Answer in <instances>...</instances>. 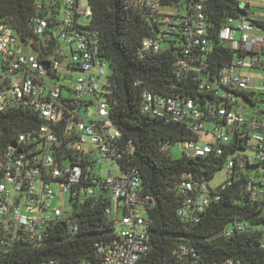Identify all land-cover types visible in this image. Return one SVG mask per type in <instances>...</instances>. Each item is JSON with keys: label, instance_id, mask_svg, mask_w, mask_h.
Here are the masks:
<instances>
[{"label": "built area", "instance_id": "built-area-1", "mask_svg": "<svg viewBox=\"0 0 264 264\" xmlns=\"http://www.w3.org/2000/svg\"><path fill=\"white\" fill-rule=\"evenodd\" d=\"M179 1L186 7L161 0H128L148 24L158 27L156 36L142 41L141 52L159 51L161 36L179 33L174 37L183 46V54L175 61L176 74L197 80L208 65L211 23L204 11L205 0ZM87 2L84 8L80 0H59V12L48 17L39 12L42 4L37 0V12L28 22L33 35L25 38L0 19V251L20 243L40 246L57 225L72 234L79 228L73 211L81 203L108 201L104 216L114 231L95 241V261L84 259L80 264H139L152 248V220L146 211L152 201L142 193L138 167L122 165L132 160L135 144L111 120L113 73L101 55V37L89 23L80 21L92 12ZM260 22L257 25L240 15L229 17L220 28L219 38L236 55L216 77L203 78L196 87L217 97L218 104L203 109L192 97L150 90L143 91L141 102L143 113L183 122L200 134L206 123L212 124L214 142L201 145L200 136L174 143H180L187 157L203 156L213 149L221 154L236 131L251 140L250 150L261 163V169L247 171L251 177L245 188L253 199H264V102L246 113L249 102L244 92L264 93V77L253 84L244 70L264 67V20ZM52 36L57 44L51 48ZM33 42L42 47L33 48ZM18 109L30 110L42 121L11 118ZM174 144L164 148L170 152ZM237 160L253 163L248 151L242 156L233 153L224 167L227 177L222 188L231 183ZM113 164H118L120 174L114 173ZM176 186L181 198L177 213L189 224L199 220L211 199L220 198L208 181L190 174ZM238 228L242 230L243 225ZM261 230L264 233V225ZM176 257L178 264H242L233 258L208 262L191 242H181ZM41 264L61 263L51 259Z\"/></svg>", "mask_w": 264, "mask_h": 264}, {"label": "trees", "instance_id": "trees-1", "mask_svg": "<svg viewBox=\"0 0 264 264\" xmlns=\"http://www.w3.org/2000/svg\"><path fill=\"white\" fill-rule=\"evenodd\" d=\"M37 0H0V19L10 25L21 37L32 36L28 24L37 12ZM41 0V14L51 17L58 13L59 0ZM165 4L186 7L179 0H161ZM92 12L88 18L89 27L101 37L102 56L112 70L114 88L110 95V117L125 139L135 144L133 158L128 164L136 165L141 175L144 195L150 196L147 215L151 218V250L140 259L139 264H178L176 251L181 242H191L202 258L208 262L223 258L240 260L242 264H264V199H253L245 184L251 175L249 168L261 163L240 164L235 161V173L231 183L224 188H213L220 195L200 214L194 224L186 223L177 213L181 198L177 182L185 174L208 182L215 172L224 169L228 158L235 152L242 156L251 149L248 138L236 131L231 135L224 150L217 155L215 149L203 156L187 157L184 153L173 158L164 146L185 140H199L201 134L183 122L165 121L151 117L141 110L142 94L150 90L157 94L192 97L196 104L206 109L208 104H218L212 94L196 90L203 78L217 76L222 65L231 62L235 49L219 38V30L229 17H239L241 0H205L204 11L211 23V49L206 53L207 68L195 80L176 74L175 61L183 54L178 37L161 36L159 51L141 52L142 41L156 36L158 27L148 24L141 14L134 10L128 0H89ZM260 25L259 20L254 22ZM52 34V32H51ZM175 36V37H174ZM50 47L57 44L56 39ZM36 39L38 37H35ZM41 43V42H40ZM38 49L37 42L32 43ZM49 49V47H48ZM249 107L260 106L264 93L245 91ZM255 94L252 98L251 96ZM4 115V114H3ZM11 118L23 121L34 118L42 120L30 110L18 109ZM210 117V115H209ZM211 121V118L208 121ZM22 130L24 129L21 126ZM107 202L98 204L85 200L73 211L79 221V228L70 234L68 228L57 225L49 238L40 246L16 244L9 250L0 251V264H41L55 259L61 264H80L84 259L95 261L94 243L110 236L114 225L104 216ZM243 225L242 230L238 228Z\"/></svg>", "mask_w": 264, "mask_h": 264}, {"label": "rangeland", "instance_id": "rangeland-1", "mask_svg": "<svg viewBox=\"0 0 264 264\" xmlns=\"http://www.w3.org/2000/svg\"><path fill=\"white\" fill-rule=\"evenodd\" d=\"M80 5H81V7H84V8L88 7L87 0H80ZM80 21L83 24H87L89 19H88V17L83 16L80 18ZM238 36H239V34H236V37H238ZM244 72L251 77L253 84H259V79L262 78V76L264 74L263 70L259 69V68L247 69V70H244ZM244 111L246 113H250L252 111V109L249 107H246ZM214 140H215V138L213 135V126L211 123H206L205 124V130L201 131V140L199 141V144L202 145L205 142L212 143V142H214ZM249 142H251V140H249ZM169 151H170V154L173 158H177V157H180L182 155V149H181L180 143H177V144H174L173 146H171L169 148ZM248 153L253 160H256V157L252 153L251 150H249ZM257 167H259L261 169V166H257ZM112 168H113L115 174H117V175L120 174V168H119L118 164H113ZM226 177H227V175H226L225 170L220 169L217 172H215L214 177L210 180L209 183H210L211 187L216 188V187L220 186L225 181Z\"/></svg>", "mask_w": 264, "mask_h": 264}, {"label": "crops", "instance_id": "crops-1", "mask_svg": "<svg viewBox=\"0 0 264 264\" xmlns=\"http://www.w3.org/2000/svg\"><path fill=\"white\" fill-rule=\"evenodd\" d=\"M247 6V15L255 20H264V0H241ZM264 60V54L261 56ZM264 72V67H261ZM264 77V74L263 76Z\"/></svg>", "mask_w": 264, "mask_h": 264}, {"label": "water", "instance_id": "water-1", "mask_svg": "<svg viewBox=\"0 0 264 264\" xmlns=\"http://www.w3.org/2000/svg\"><path fill=\"white\" fill-rule=\"evenodd\" d=\"M241 8L243 9L241 12V15L244 16L247 21L254 23L255 19L248 17V15H247V6H245V4H243V3H241Z\"/></svg>", "mask_w": 264, "mask_h": 264}]
</instances>
